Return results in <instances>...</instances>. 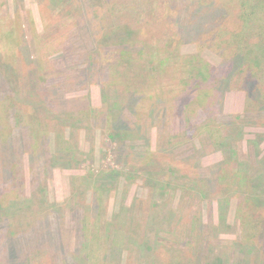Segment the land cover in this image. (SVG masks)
I'll return each mask as SVG.
<instances>
[{"label": "rangeland", "instance_id": "obj_1", "mask_svg": "<svg viewBox=\"0 0 264 264\" xmlns=\"http://www.w3.org/2000/svg\"><path fill=\"white\" fill-rule=\"evenodd\" d=\"M51 1L0 0V140L11 150L0 152V264H264V106L244 92L233 103L230 86L214 82L204 111L190 61L160 71L166 56L140 51L172 38L192 0H143L141 14L132 0ZM110 4L131 12L112 17ZM122 17L137 33L147 20L154 30L128 43ZM187 36L178 52L219 64L206 38ZM117 110L120 134L109 120ZM211 116L226 155L207 139Z\"/></svg>", "mask_w": 264, "mask_h": 264}, {"label": "trees", "instance_id": "obj_2", "mask_svg": "<svg viewBox=\"0 0 264 264\" xmlns=\"http://www.w3.org/2000/svg\"><path fill=\"white\" fill-rule=\"evenodd\" d=\"M55 1L56 0L51 1L50 4L52 7L54 6ZM132 1L135 3L134 5L137 8L135 12L140 14L143 13L144 12L143 0H132ZM262 1L258 2L255 5V2L253 0H207V1L192 0L191 12H189L188 17H186L185 19L182 18L180 25H178L179 26L177 29L178 32L172 38L171 36H168V39L166 40H163V38H161V40L158 42L161 44H156V45L147 44L144 47H141V50L138 49V47H136L135 49L131 48L129 50L128 48H123L122 50L119 48L121 52L119 54V57L122 58L126 57V60H128L131 57L132 53H134L136 50L138 51L140 50L141 54L144 51H150L153 53L157 52L163 54L166 57L163 60H160V64H159L160 71H164L166 68L163 67L167 65L169 62H171L170 64L171 66L173 64L172 61H180L181 59L190 61V63H192L193 65H188V63L186 64L189 67L188 78H192L191 76H194L193 73L195 74L194 71H198V75L194 77L196 79L195 87L197 88V91H199V94L198 96L195 95V101L193 100L192 101L196 102V104H198L200 108H202L204 111L210 110V107L215 103L214 94H213V92L215 93L214 90L215 87L213 88L214 82L217 87L219 82L222 83V85L226 86V88L230 86L229 92H234L233 94H231V97L234 100L233 103H236L238 101L241 102L240 94H243L244 92L246 99H249L250 101L256 103H260L264 106V22L263 20L258 21L260 16L263 19V16L260 12L261 8H264V5H262L261 7ZM130 7H132L131 4L118 5L117 7H114L110 4L109 12H111L110 14L112 15V17L118 18L121 15H123L124 12L129 14L131 12L130 10H128ZM83 10L85 9H81L82 14L84 13ZM119 20L123 22L124 18L123 17L119 18ZM105 21H107L106 18ZM124 22L125 23L122 26L118 27L117 30L120 32H124V30H126L127 32H131L132 34L135 33V36L134 35L131 36V33H128L130 36H128L127 39L125 40L128 41V43L132 39H135L134 41H136L137 36L140 38L141 36H143V33L146 32L149 33L150 31H152V28L154 30V27L150 24L149 20L146 21L147 25L144 26L145 29L143 27L138 28L139 30L138 33L134 25L127 23L128 21H124ZM79 23L80 25L81 23L84 24V21H80ZM143 24L140 25L142 26ZM80 28L81 26L80 27L78 26L77 30H79ZM100 28L101 26H99V29ZM97 29L98 26H96V30ZM254 30H257L256 32L260 33L259 34L260 40L257 43H253L251 41ZM186 35H188L187 36L188 38L193 37L192 38L193 41L197 40L201 42H206L207 39L209 42L208 47H210L211 50L217 53L218 56H220V58L222 59L219 61V64L217 66H213L209 64L208 61L203 57H201L198 53L186 55V54H182L181 52H178L175 44L179 42L180 38L182 37L184 38ZM102 37L103 35H99V37L96 36V39L100 40ZM163 43L164 45H162ZM190 58L191 60H189ZM122 61L124 60L122 59ZM186 65L183 64V66ZM234 66L238 67L237 70H234ZM238 70L243 71V75L241 77L242 82L240 87L239 86L233 87L232 85L237 83L236 80L237 77H233V76L236 75V72ZM216 75L219 76L217 77V80L214 81L216 79ZM127 80L128 82L135 84V80L132 76H127ZM184 81L186 82V84L189 83L186 80ZM151 82H155L154 77L151 78ZM250 82H254V84L249 85L248 83ZM249 86L253 88V91H257L256 92L257 94L251 93ZM164 93L165 91L161 90V94L159 95L158 100L165 101ZM132 95L133 94L128 93L126 99L127 104L129 102L134 101V97ZM141 98H140L141 102H138V107L139 105H143V101L145 99L143 96ZM164 109L165 108H163L161 112ZM140 110L144 112V110L142 109ZM119 113L120 112L117 110V114L115 113L114 116H112V119L109 118L111 125L113 127V131L116 132L117 134L126 131V128L119 127L115 122L117 121L116 118L119 116ZM138 113L140 114V112ZM215 119L216 117L209 118V121L205 124L206 128L207 129L209 128L207 139L212 144H214L213 146L216 150H220L224 153V155H226L227 153H229L228 148L231 147H229L228 139L225 136L223 137L224 140H222V135L220 133L221 129L219 127L220 124L217 121H215ZM24 126H28V124ZM136 127H137L136 131H138L140 129V124L137 123ZM3 128L4 127L1 125L0 132L2 131ZM12 138L13 137L11 135L9 139ZM64 138L66 139V136L65 137L63 136L61 138V136H59L57 133L56 140L59 143L60 141H63ZM0 142H1L0 152L1 154H3L1 157L5 158V156L8 155L9 151L11 150L7 151L5 149V147H7L6 146L7 142L4 144L3 139L0 140ZM60 156H62V154ZM9 162L10 161L5 162L4 164V167L6 166L5 169L7 168V164ZM66 166H70V165H66ZM6 170H7L5 173L6 177H10L9 179H12L13 171L10 169H6ZM14 183L15 182L9 184H14ZM4 188H5L4 195H6V197L13 194V191L9 187H4ZM27 199H33V195ZM11 204L9 206H11ZM6 217L8 218V214H6ZM86 224L87 225L84 226L85 238L88 239L89 241L91 240L89 238L90 233L88 227L90 225V222ZM32 236H35L33 237V239L36 240V242L38 241L37 238L40 237V235L36 236V232ZM17 252L18 251H15L14 249H12L11 251L12 255L15 257H17ZM86 258L89 260L88 257Z\"/></svg>", "mask_w": 264, "mask_h": 264}]
</instances>
